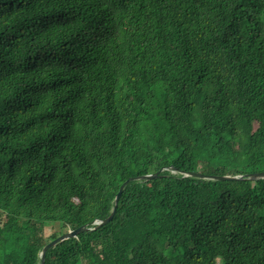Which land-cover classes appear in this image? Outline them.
Returning <instances> with one entry per match:
<instances>
[{
	"label": "trees",
	"instance_id": "16d2710c",
	"mask_svg": "<svg viewBox=\"0 0 264 264\" xmlns=\"http://www.w3.org/2000/svg\"><path fill=\"white\" fill-rule=\"evenodd\" d=\"M262 172L264 0H0V264H264Z\"/></svg>",
	"mask_w": 264,
	"mask_h": 264
},
{
	"label": "water",
	"instance_id": "95a60500",
	"mask_svg": "<svg viewBox=\"0 0 264 264\" xmlns=\"http://www.w3.org/2000/svg\"><path fill=\"white\" fill-rule=\"evenodd\" d=\"M170 169L174 170L173 168H170ZM165 170H169V169H162L159 173H162ZM159 173L153 174V175H147V176H143V177L130 178L125 183H123L122 186L119 189V192H118L116 198H115L114 208H113V210L111 212V215L106 220H104L102 222H97V228L105 226V225L109 224L113 220V218L116 215L118 203L120 201L122 193H123L124 189L128 186V184L130 182L144 181V180L152 181V180H154V179H156L158 177ZM186 177L200 178V179L209 180V181H237V180H241L242 179V177H230V176H223V177H219V176H204V175H200V174H197V173H188V174H186ZM248 179L249 180H253V181L264 179V172L251 175ZM97 228H95L94 230H96ZM88 231H93V229H89L86 226H84V227H81V228H79L77 230L69 231L68 233L60 236L59 238H57V239L53 240L52 242H50L49 244H47L44 247V249L42 250V253L40 255L41 264H45L46 254H47V252L49 250L55 248L61 242L76 238L80 233L88 232Z\"/></svg>",
	"mask_w": 264,
	"mask_h": 264
},
{
	"label": "rangeland",
	"instance_id": "374dc122",
	"mask_svg": "<svg viewBox=\"0 0 264 264\" xmlns=\"http://www.w3.org/2000/svg\"><path fill=\"white\" fill-rule=\"evenodd\" d=\"M210 192V191H208ZM59 231V227L55 224H51L47 227H45V231H44V235L46 238H49L54 232ZM219 264H222L221 262H219Z\"/></svg>",
	"mask_w": 264,
	"mask_h": 264
}]
</instances>
